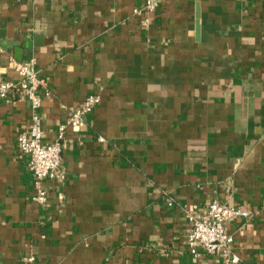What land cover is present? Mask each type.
<instances>
[{"label":"crops","instance_id":"1","mask_svg":"<svg viewBox=\"0 0 264 264\" xmlns=\"http://www.w3.org/2000/svg\"><path fill=\"white\" fill-rule=\"evenodd\" d=\"M0 0V81L33 60L40 115L68 128L48 201L17 139L31 103L0 96V264H264V0ZM218 199L237 263L194 256L189 210Z\"/></svg>","mask_w":264,"mask_h":264},{"label":"built area","instance_id":"2","mask_svg":"<svg viewBox=\"0 0 264 264\" xmlns=\"http://www.w3.org/2000/svg\"><path fill=\"white\" fill-rule=\"evenodd\" d=\"M160 3L161 0H144L143 4L134 7L133 11L144 15L143 23L147 24L149 15L156 12ZM15 66L20 79L0 81V96L23 98L31 103L32 122L22 128L17 144L28 157L35 187L34 199L39 203H46L49 196L46 181L60 175L63 140L67 129H82L86 123V115L99 105L101 96L90 93L79 107L71 111L68 120L59 126L56 139L47 142L44 140L40 108L45 97L51 92L48 77L41 73L33 60L17 61ZM248 214L249 210L223 203L218 199L212 200L202 212L189 210L187 218L191 229L186 242L190 252L196 257L202 254H220L224 263L239 262L240 256L234 250L235 235L228 229L227 223L234 216Z\"/></svg>","mask_w":264,"mask_h":264}]
</instances>
